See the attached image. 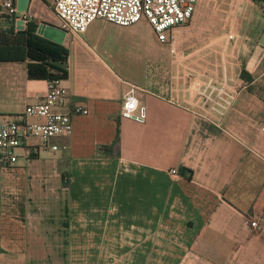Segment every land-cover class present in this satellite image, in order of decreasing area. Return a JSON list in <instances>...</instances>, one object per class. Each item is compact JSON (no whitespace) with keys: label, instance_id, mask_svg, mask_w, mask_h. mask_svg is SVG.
<instances>
[{"label":"crops","instance_id":"1","mask_svg":"<svg viewBox=\"0 0 264 264\" xmlns=\"http://www.w3.org/2000/svg\"><path fill=\"white\" fill-rule=\"evenodd\" d=\"M51 2L28 0L34 34L39 24L60 27ZM196 7L182 29L193 27ZM239 22L217 27L193 57L172 59L134 43L136 24L152 33L142 21L94 20L65 32L59 110L80 106L87 114L71 118L69 136L31 140L27 158L0 168V264H85L86 253L94 263L95 253H118L119 225L126 241L136 229L141 244L174 243L172 253H193L203 264H264V9L251 24ZM25 28L0 21V38L10 42ZM26 63L0 61V120L45 94L47 81L28 79ZM128 85L142 122L119 115ZM251 216L262 231L248 226ZM144 248L127 253H151Z\"/></svg>","mask_w":264,"mask_h":264},{"label":"built area","instance_id":"2","mask_svg":"<svg viewBox=\"0 0 264 264\" xmlns=\"http://www.w3.org/2000/svg\"><path fill=\"white\" fill-rule=\"evenodd\" d=\"M199 0H52L51 11L60 22V29L71 33H80L94 20H103L116 26L125 27L145 20L157 41L167 45L170 55H175L172 46V31L189 22ZM30 15L18 13L15 0H0V21L11 22L25 28ZM61 79L47 81L46 91L41 101L26 106L15 119L0 120V168L13 167L19 158H27L31 140L40 145L51 139L67 137L71 134V118L87 114L80 106H73L67 112H61L65 90ZM226 97V96H225ZM228 98V96H227ZM225 104L228 99H220ZM211 105H217L215 100ZM121 118L142 122L144 110L138 104L136 88L128 85L122 96L119 108ZM39 146V145H37ZM56 150V146H51ZM169 175L176 177V171ZM247 224L255 231H262L256 217L248 218Z\"/></svg>","mask_w":264,"mask_h":264},{"label":"rangeland","instance_id":"3","mask_svg":"<svg viewBox=\"0 0 264 264\" xmlns=\"http://www.w3.org/2000/svg\"><path fill=\"white\" fill-rule=\"evenodd\" d=\"M256 3L258 4L257 7L248 4L246 0L200 1L196 7L197 13L199 14L193 23V27L189 30L182 29L187 25V22L182 27L176 28L172 31V46L175 50V57H193V52L196 48H202L209 41L217 38L218 35L214 34L216 31L215 29L225 22L238 25V21L240 20L239 24L241 25H243L244 22H246V24H251V22H247V20H254L255 12L259 11V5L264 9L263 3L259 1ZM239 11H246L249 13L247 14L245 12L246 15L249 16L246 18L239 14V18L237 19L236 16ZM233 16H235V18H233ZM140 21L145 22V20ZM132 31L134 43L146 44L147 48L149 47L150 50L155 49L156 55L160 58L167 57L172 59L174 57V55H170L166 52L167 45L160 44L154 33L152 32L150 34L146 26H143V23L136 24ZM180 41L191 46H188L187 49H181V45L179 44ZM221 48L222 47L219 44L215 43L213 45L214 58H219ZM165 52L166 56L164 55ZM197 52L198 54L203 55L209 52V50L199 49ZM230 71L234 72L235 67H230ZM230 101H232V98ZM209 115H212V112H208L207 116ZM121 212L124 213V211ZM122 219L125 218L123 217ZM126 229L127 227L125 225L118 226V253H95L96 258L94 263H91L90 261V253H86V259L82 257L81 261L85 262L86 260L85 264H203V262L198 260L193 253H172L174 252V243H164L162 240L153 238L148 242L149 247H147L148 243H146L147 245L141 244V240L138 239L140 238L141 231L136 232V229L134 233V238L136 239L134 241H126ZM157 229H159L163 235L168 231L164 225H160ZM150 231L152 232V227L150 228ZM151 232H149V234ZM142 245L145 247L144 249L148 248L151 253H127L131 251V248L136 249L137 247H140L141 249Z\"/></svg>","mask_w":264,"mask_h":264},{"label":"trees","instance_id":"4","mask_svg":"<svg viewBox=\"0 0 264 264\" xmlns=\"http://www.w3.org/2000/svg\"><path fill=\"white\" fill-rule=\"evenodd\" d=\"M16 33V37L10 42L0 38V61L27 60L26 75L31 80L65 78L66 71L61 65L65 62L67 53L62 45L35 35L31 26Z\"/></svg>","mask_w":264,"mask_h":264},{"label":"water","instance_id":"5","mask_svg":"<svg viewBox=\"0 0 264 264\" xmlns=\"http://www.w3.org/2000/svg\"><path fill=\"white\" fill-rule=\"evenodd\" d=\"M264 4V0H256ZM28 0H15V8L18 13L26 11ZM16 25H20V22H17ZM20 28V27H19ZM35 34L41 38L53 42L55 44H60L65 35V31L60 28L53 27L46 24H39L35 30Z\"/></svg>","mask_w":264,"mask_h":264}]
</instances>
